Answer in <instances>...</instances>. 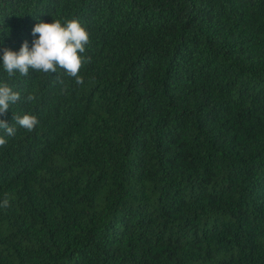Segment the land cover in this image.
I'll return each instance as SVG.
<instances>
[{"label": "trees", "instance_id": "obj_1", "mask_svg": "<svg viewBox=\"0 0 264 264\" xmlns=\"http://www.w3.org/2000/svg\"><path fill=\"white\" fill-rule=\"evenodd\" d=\"M56 19L82 85L0 66V264H264V0H0V56Z\"/></svg>", "mask_w": 264, "mask_h": 264}, {"label": "clouds", "instance_id": "obj_2", "mask_svg": "<svg viewBox=\"0 0 264 264\" xmlns=\"http://www.w3.org/2000/svg\"><path fill=\"white\" fill-rule=\"evenodd\" d=\"M32 35L36 38L32 41L31 48L27 42H24L18 52L3 49L0 66L9 79L16 74L27 77L30 70L48 75L60 69L77 85L84 83L80 71L90 62V58L83 55L90 44V35L77 19H68L63 23L59 19L51 23L38 22L32 28ZM20 98L18 91H14L8 83L0 82V115L5 114L10 105L15 104ZM26 100L31 103L36 101L37 97L29 93ZM13 120L16 125L28 132L33 131L39 124L36 116L27 113L15 115ZM0 130H3L7 137L16 134V128L2 119H0ZM6 144L7 140L0 136V147ZM0 206L7 208L8 199L5 198Z\"/></svg>", "mask_w": 264, "mask_h": 264}]
</instances>
